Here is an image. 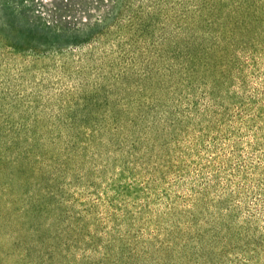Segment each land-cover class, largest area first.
Wrapping results in <instances>:
<instances>
[{
	"label": "trees",
	"instance_id": "trees-1",
	"mask_svg": "<svg viewBox=\"0 0 264 264\" xmlns=\"http://www.w3.org/2000/svg\"><path fill=\"white\" fill-rule=\"evenodd\" d=\"M21 2L48 29L60 22L73 29L89 10L101 23L98 35L74 44L24 35L23 45L38 53L94 42L122 17L118 0ZM191 12L182 36L162 39L160 49L151 43L155 66L139 91L127 86L124 101L103 100L111 112L80 122L95 125L83 136L70 121L60 142H43L52 146L45 156L52 163L60 144H89L92 152L74 156L101 159L97 202L109 206V219L134 222L129 204L148 208L146 219L163 217L161 229L142 224L134 240L126 229L90 264H264V0H194ZM18 41L0 34L2 45ZM85 165L97 176L96 166ZM143 235L161 240L138 249Z\"/></svg>",
	"mask_w": 264,
	"mask_h": 264
},
{
	"label": "rangeland",
	"instance_id": "rangeland-1",
	"mask_svg": "<svg viewBox=\"0 0 264 264\" xmlns=\"http://www.w3.org/2000/svg\"><path fill=\"white\" fill-rule=\"evenodd\" d=\"M39 1L52 7L55 0ZM22 6L21 0H0V34L19 40L18 45L0 43V264L98 263L100 251L110 250L126 229L127 241L134 240L143 225L147 232L161 229L163 217L146 219L148 208L129 204L134 222L109 219V206L97 202L101 159L74 156L92 152L89 144L71 150L57 144L58 161L52 163L45 157L52 146L43 142H60L70 121L76 124L72 131L83 136L95 125L80 122L111 112L103 100L124 101L121 88L127 86L139 91L147 82L144 72L155 66L151 43L160 49L162 39L182 36L179 27L190 18L194 0H118L114 11L121 21L110 22L98 40L44 53L27 49L24 35L47 33L74 44L98 35L101 23L89 10V19L81 15L73 29L61 22L48 29ZM141 34H149L148 41L136 40ZM83 164L96 166L97 176L83 171ZM143 237L138 249L161 240Z\"/></svg>",
	"mask_w": 264,
	"mask_h": 264
}]
</instances>
